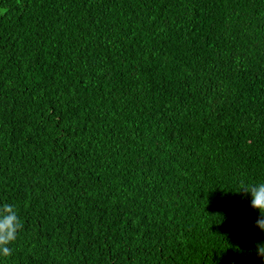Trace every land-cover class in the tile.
<instances>
[{"label": "trees", "instance_id": "obj_1", "mask_svg": "<svg viewBox=\"0 0 264 264\" xmlns=\"http://www.w3.org/2000/svg\"><path fill=\"white\" fill-rule=\"evenodd\" d=\"M264 0H0V264H264Z\"/></svg>", "mask_w": 264, "mask_h": 264}, {"label": "clouds", "instance_id": "obj_2", "mask_svg": "<svg viewBox=\"0 0 264 264\" xmlns=\"http://www.w3.org/2000/svg\"><path fill=\"white\" fill-rule=\"evenodd\" d=\"M251 195V207L258 210L259 216L254 227L264 232V182L255 184L241 183L239 191ZM23 225L13 205L4 203L0 205V256H10L12 248L9 247L16 239ZM256 254L264 261V242H256Z\"/></svg>", "mask_w": 264, "mask_h": 264}]
</instances>
